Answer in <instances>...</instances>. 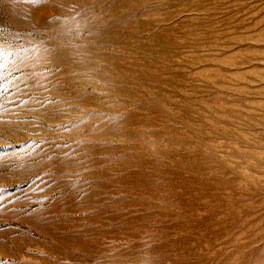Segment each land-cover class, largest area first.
<instances>
[{"label":"rangeland","instance_id":"rangeland-1","mask_svg":"<svg viewBox=\"0 0 264 264\" xmlns=\"http://www.w3.org/2000/svg\"><path fill=\"white\" fill-rule=\"evenodd\" d=\"M0 264H264V0H0Z\"/></svg>","mask_w":264,"mask_h":264},{"label":"snow or ice","instance_id":"snow-or-ice-1","mask_svg":"<svg viewBox=\"0 0 264 264\" xmlns=\"http://www.w3.org/2000/svg\"><path fill=\"white\" fill-rule=\"evenodd\" d=\"M32 2H36V0H32ZM5 57L4 54L2 52V50H0V96H3V94L7 91V88L5 87V75H4V61Z\"/></svg>","mask_w":264,"mask_h":264}]
</instances>
